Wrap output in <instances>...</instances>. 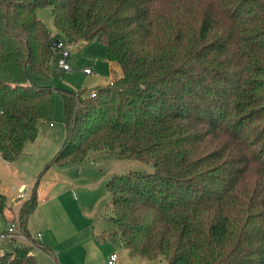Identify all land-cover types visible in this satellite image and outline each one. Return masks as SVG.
Returning <instances> with one entry per match:
<instances>
[{
  "label": "trees",
  "instance_id": "trees-1",
  "mask_svg": "<svg viewBox=\"0 0 264 264\" xmlns=\"http://www.w3.org/2000/svg\"><path fill=\"white\" fill-rule=\"evenodd\" d=\"M42 6L67 43L104 46L105 83L34 82L55 58ZM55 90L65 134L45 168L92 151L150 166L109 173L110 227L99 239L166 264H264V0H0L7 162L51 118ZM30 192L17 217L31 242L0 251V264H37L34 245L50 253L26 229Z\"/></svg>",
  "mask_w": 264,
  "mask_h": 264
},
{
  "label": "rangeland",
  "instance_id": "rangeland-1",
  "mask_svg": "<svg viewBox=\"0 0 264 264\" xmlns=\"http://www.w3.org/2000/svg\"><path fill=\"white\" fill-rule=\"evenodd\" d=\"M37 16L46 24L52 36L63 39L61 32L52 22L50 7L38 8ZM69 53L67 63L70 70H62L53 62L49 73L32 72L34 82L40 85L49 84L55 87L62 86L72 90L84 89L86 91L90 87L105 83L111 77L112 70L106 59L104 46L96 38L69 43ZM83 67H91L92 71L86 73L82 70ZM114 69L119 72L118 66L114 65ZM53 99L51 118L38 123V131L34 139L25 143L23 152L17 157L15 163L11 162L13 171L0 161V192L12 195V186L16 182L32 186L38 179L36 208L29 214L28 223L31 232L40 229L42 235L48 236L49 230L45 233L44 225L48 219L51 220L54 212L52 211L50 216L48 211L50 206L42 202V197L56 191L53 189L56 187L53 185L54 179L61 177L62 173L63 175L68 174L69 187L60 196L66 213L58 219L55 218L54 221L55 229L59 232H62L59 227L65 221L68 233L65 236L61 235L57 245L51 248L55 253L54 258L51 254L37 248L36 245L32 247V253L35 254L37 264H106L108 245L95 236L101 229L105 230L110 227L108 221L105 220L110 210L105 181L110 172L119 173L139 168L150 170V166L141 160L104 156L100 152L92 151L93 153L90 152V155L77 165L72 164L66 172L63 167L59 168L61 171L52 168L43 171L47 160L59 149L65 134L63 103L57 90L53 92ZM49 121L51 124H48ZM17 197L22 200L27 198L19 195ZM2 210H0V230L5 224ZM17 216L18 212L10 219H17ZM13 244L5 245L0 241V247L6 249L11 248ZM113 250L120 254L119 264H135L125 260L126 257L129 258V254L123 248L113 247ZM138 259L141 258L136 257L134 260ZM142 260L144 261L140 264H166L164 259L159 258L155 260L142 258Z\"/></svg>",
  "mask_w": 264,
  "mask_h": 264
},
{
  "label": "crops",
  "instance_id": "crops-1",
  "mask_svg": "<svg viewBox=\"0 0 264 264\" xmlns=\"http://www.w3.org/2000/svg\"><path fill=\"white\" fill-rule=\"evenodd\" d=\"M48 124H51L50 123V121L48 122ZM17 159V158H16ZM0 161L1 162H3L4 163V165L5 166H7L8 168H10V170L11 171H13L12 170V165L13 164H11V165H8V163H7V160H5V159H3L1 156H0ZM16 161V160H15ZM15 161H10V163L12 162V163H15ZM46 161V160H45ZM45 163V162H44ZM78 164V163H77ZM77 164H74V165H77ZM70 166H72V164H68V165H62V166H59V165H56V164H50V165H48L46 168H45V166H44V168H43V171L44 170H47V168L49 169H55V170H57V171H61V169H59V168H65V169H63L64 170V172H66L67 171V169L69 170V167ZM78 169H79V167H78ZM40 173V172H39ZM68 178H69V175L67 174V175H63V173L61 174V177H59V178H56V179H54L53 180V185L54 186H56L55 188H53V189H56V191H53V193L51 194V195H48V196H43L42 198V202L44 203V204H47L48 203V205L47 206H50V207H48L49 208V212H50V216L52 215V211L54 212L53 213V216H55L54 218H53V216H52V218H51V220H47V223H45V225H44V230H45V233H47V231L49 230V234H48V236L47 235H42V232H41V230L40 229H38V230H35V232H40V235H39V237H36V239L39 241V242H41L42 244H44L48 249H50V253H47V252H45V253H47V254H51L52 256H53V258H54V254L55 253H53L52 252V249L51 248H53V246H56L57 245V243L60 241V239H61V235L62 236H65V234H67L68 233V229L66 228V222L64 221V222H62L61 220H60V222H62V225L59 227V230H61L62 232H59L57 229H55V226H54V221H55V218L56 219H58L60 216H63L65 213H66V210H65V208H64V206H63V200L60 198V196L65 192L64 190L66 189V188H68L69 187V183H67L68 182ZM37 181H38V179L32 184V186L34 185V192H36V197H37V186H39V184H37ZM21 184H24L23 182H16L15 184H14V186H12L13 188H12V192H13V194L12 195H10L9 193H5V192H3V194H4V201H3V205H2V215H3V219H4V226L2 227V228H4L5 226H6V222L8 221V220H10V218H12V217H14V216H16L17 215V212H18V210H19V205L21 204V202H22V199H18V197H17V194H18V192H17V190H18V187L21 185ZM32 186H28V187H30V188H32ZM31 190V189H30ZM0 193H2V192H0ZM35 207V206H34ZM51 207H52V209H51ZM36 208V207H35ZM34 208V209H35ZM33 209V210H34ZM33 212V211H32ZM31 212V213H32ZM56 213H57V216H56ZM28 218H29V215H28V217H27V220H26V229L28 230V232L30 233V234H33V233H35L34 231L33 232H31V230H30V224L28 223ZM106 230V229H105ZM105 230H100V231H98L97 233H96V237H97V239L98 240H102V241H104L105 243H107V245H108V252H107V254H106V259H107V257H108V255H109V253L111 252V250H113V246L111 245V243H109V241L108 240H105V239H99L98 238V234L99 233H101V232H104ZM1 231V230H0ZM59 233H62V234H59ZM46 237V238H45ZM0 241L2 242V244H13V243H15V242H9V241H6V240H1L0 239ZM24 243H28V242H26V241H24ZM14 245V244H13ZM36 247L37 248H39L37 245H36ZM3 249H5V247H0V251H2ZM41 249V248H40ZM124 249V248H123ZM125 250V249H124ZM43 251V250H42ZM114 251H116V250H114ZM126 251V250H125ZM31 252H32V249H31ZM58 252V251H57ZM117 253H118V251H116ZM128 252V251H127ZM120 256V254L118 253V257ZM126 257V256H125ZM134 259H136V257L135 256H130L129 255V258L128 257H126L125 258V260H128L129 262H131V263H135V264H140V263H142V261H144V260H142V258L141 259H138V260H134ZM119 261H120V257H119ZM106 262V261H105ZM107 264V263H106Z\"/></svg>",
  "mask_w": 264,
  "mask_h": 264
},
{
  "label": "built area",
  "instance_id": "built-area-1",
  "mask_svg": "<svg viewBox=\"0 0 264 264\" xmlns=\"http://www.w3.org/2000/svg\"><path fill=\"white\" fill-rule=\"evenodd\" d=\"M55 47V58H54V63L58 68H61L62 70L68 71L70 70V66L67 63V57L69 56V43H67L64 39L59 38L57 39L56 44L54 45ZM82 70L86 73H90L92 71L91 67H83ZM94 93L93 90H91L90 95ZM51 123V122H50ZM8 165H10V162H7ZM19 196L23 197H28L30 195V189L28 186L25 184H21L18 187L17 190ZM27 195V196H26ZM31 238H36L39 237L40 232H35L33 234H30ZM0 239L1 240H6L9 242H18V241H26L28 243L31 242V239L27 238L24 234V231L21 227V224L17 219H10L6 222L5 228H3L0 231ZM107 264H119V257L118 253L114 250H111L109 253L107 259H106Z\"/></svg>",
  "mask_w": 264,
  "mask_h": 264
},
{
  "label": "water",
  "instance_id": "water-1",
  "mask_svg": "<svg viewBox=\"0 0 264 264\" xmlns=\"http://www.w3.org/2000/svg\"><path fill=\"white\" fill-rule=\"evenodd\" d=\"M57 39L58 38H55V37H52V40H51V45L54 46L57 42Z\"/></svg>",
  "mask_w": 264,
  "mask_h": 264
}]
</instances>
